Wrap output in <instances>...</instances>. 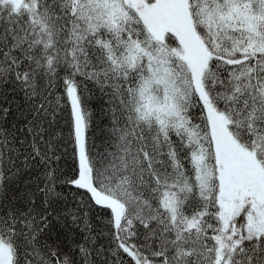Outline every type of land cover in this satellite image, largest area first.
Instances as JSON below:
<instances>
[{
  "label": "snow or ice",
  "instance_id": "obj_1",
  "mask_svg": "<svg viewBox=\"0 0 264 264\" xmlns=\"http://www.w3.org/2000/svg\"><path fill=\"white\" fill-rule=\"evenodd\" d=\"M0 264H264V0H0Z\"/></svg>",
  "mask_w": 264,
  "mask_h": 264
}]
</instances>
